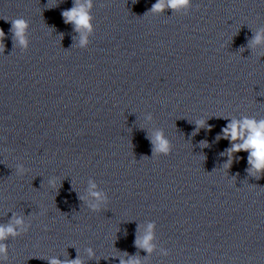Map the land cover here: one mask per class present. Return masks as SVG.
Here are the masks:
<instances>
[{
  "label": "clouds",
  "instance_id": "9594fccd",
  "mask_svg": "<svg viewBox=\"0 0 264 264\" xmlns=\"http://www.w3.org/2000/svg\"><path fill=\"white\" fill-rule=\"evenodd\" d=\"M191 3V0H156L152 5L150 12L153 14L161 13L165 9L173 11L186 10ZM92 0H73V6L70 9L64 10L62 16L66 24H72L74 30L81 33L80 43L82 46L88 43L87 36L93 31L92 25ZM29 23L24 18H16L11 20V31L14 38V44H19L25 49L28 47L27 32ZM5 33L0 29V43L3 45ZM264 45V28H260L249 41L250 47ZM3 51L2 49H0ZM151 115L148 119H151ZM229 120L227 125L221 129L216 139H226L230 142V146L225 149L221 155L227 156V161L224 167L230 168L234 158H238L235 154L243 151L248 153L247 163L249 168L247 171L250 174L259 175L264 174V119L257 120L255 117L243 116L240 119L226 118ZM204 122L196 123L197 128ZM209 130L211 126H208ZM149 139L151 140L153 151L156 154L169 155L172 151V144L164 135L162 130L155 131ZM201 146L207 147V141H201ZM19 172L24 173L23 166H20ZM50 184H55V180H51ZM88 194L91 199L88 201L87 208L92 212L100 210L101 205L106 201L105 193L97 190V184L89 181ZM30 224H25L23 217L13 216L6 224H0V264H4L8 260V245L5 241L9 237L21 236L29 231ZM154 223H149L145 234L137 239L136 245L146 253H151L155 245L154 240ZM90 257H95L92 248L87 249ZM161 254L166 256L168 251L161 250ZM127 255V253H125ZM47 264H83L79 254L75 259L61 260L58 257L44 258ZM119 264H141V261L135 257H128V259L118 258Z\"/></svg>",
  "mask_w": 264,
  "mask_h": 264
}]
</instances>
